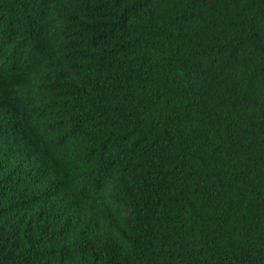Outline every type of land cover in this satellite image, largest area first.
I'll return each instance as SVG.
<instances>
[{"label":"trees","instance_id":"1","mask_svg":"<svg viewBox=\"0 0 264 264\" xmlns=\"http://www.w3.org/2000/svg\"><path fill=\"white\" fill-rule=\"evenodd\" d=\"M0 264H264V0H0Z\"/></svg>","mask_w":264,"mask_h":264}]
</instances>
